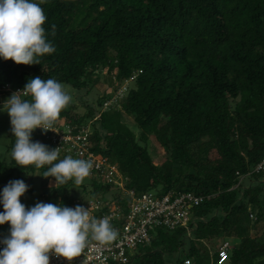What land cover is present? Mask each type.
<instances>
[{
  "label": "trees",
  "instance_id": "16d2710c",
  "mask_svg": "<svg viewBox=\"0 0 264 264\" xmlns=\"http://www.w3.org/2000/svg\"><path fill=\"white\" fill-rule=\"evenodd\" d=\"M33 1L56 51L31 66L0 59V89L23 90L39 76L89 94L105 73L95 107L80 114L71 102L56 124L88 128L91 151L117 166L125 188L203 199L186 227L158 232L128 264H167L164 253L185 245L171 264H217L220 241L231 246L223 264H264V174L254 172L264 155V0ZM151 138L166 154L159 166ZM14 143L12 136L0 160V192L8 180L46 170L17 167ZM39 177L44 200L61 206L78 201L74 187L87 193ZM90 179L93 190L113 188Z\"/></svg>",
  "mask_w": 264,
  "mask_h": 264
},
{
  "label": "clouds",
  "instance_id": "9594fccd",
  "mask_svg": "<svg viewBox=\"0 0 264 264\" xmlns=\"http://www.w3.org/2000/svg\"><path fill=\"white\" fill-rule=\"evenodd\" d=\"M41 3L44 0H40ZM47 17L33 0H0V59L16 65L40 64V58L52 54L43 25ZM55 35V25L52 26ZM67 86L55 79H30L23 90L13 93L4 103L15 138L11 157L19 168H46L41 176L53 178L55 187L69 181L81 185L93 167L89 160L66 156L59 158V148L32 140V133L53 131L60 114L72 102ZM28 186L13 180L0 192V225H9V234L0 244V264H50V254L69 264L81 255L91 241L101 245L118 235L105 216L97 219L81 206L69 208L38 202L26 208L20 198Z\"/></svg>",
  "mask_w": 264,
  "mask_h": 264
},
{
  "label": "built area",
  "instance_id": "2783aa9c",
  "mask_svg": "<svg viewBox=\"0 0 264 264\" xmlns=\"http://www.w3.org/2000/svg\"><path fill=\"white\" fill-rule=\"evenodd\" d=\"M123 90L118 94L121 95ZM18 91L21 89L13 90L8 85L0 89L1 93ZM107 105H104V108ZM53 131L42 133L38 129L40 136L49 141L54 149L59 148V155L91 161L93 167L89 178L93 177L98 183L113 186L108 194L105 189L98 190L92 196L78 200L70 207L75 208L79 205L88 209L90 216L97 219L109 217L111 225L118 233L116 239L108 244L101 245L97 241H91L80 256L73 258L71 264H128L130 258L136 255L139 246L151 243L153 239L151 231L158 228L173 231L186 227L189 210L199 206L203 201L201 197L190 194L157 196L150 192L135 193L134 190L125 188V180L116 165L91 151L88 128L76 130L60 122L55 124ZM254 172L264 174V155ZM3 239L0 237V240ZM2 249L3 244H0V250ZM230 249L228 242H223L219 246L217 264H223L228 259ZM50 264L69 262L50 254ZM184 264H190V261L186 260Z\"/></svg>",
  "mask_w": 264,
  "mask_h": 264
},
{
  "label": "rangeland",
  "instance_id": "374dc122",
  "mask_svg": "<svg viewBox=\"0 0 264 264\" xmlns=\"http://www.w3.org/2000/svg\"><path fill=\"white\" fill-rule=\"evenodd\" d=\"M34 2V1H33ZM107 76L105 73H100L99 78L97 83L94 85V88L89 94H85V91L81 92H75L71 90L67 86V91L68 93L72 96V103L75 104L76 106V112L77 113H84L86 111L85 105H90L92 107H95V101L98 98H101L103 94L107 91L108 88V83H107ZM13 93H1L0 92V160H2L5 155H6V147L9 145L11 142L12 138V132H11V125H10V120L9 117L6 113V104L4 103L8 98ZM63 123V120L61 121ZM40 134L37 130H35L32 133V140L35 141L37 139H40ZM15 141V138H14ZM148 153L153 161V163L156 166H159L165 159H166V154L163 152V150L160 148L158 143L151 138L148 141ZM209 158L212 160L218 159L216 154L214 152H211L209 154ZM39 175L38 172H35L34 174L32 173H23L21 174L20 178L18 180H23L25 184L28 186L27 191L25 194L20 198V202L26 206V208H31L35 206L36 203L38 202H43V203H52V204H58L57 200H44L43 194L46 190V187L41 183L40 177L36 176ZM10 180L6 181L3 188L9 183ZM81 185H85V188L87 193L83 194L81 190H79L77 187H74V198L77 200H83L85 199V195L87 194H93L97 192L96 190H93L91 185V179L89 177L85 178L84 181L82 182ZM2 188V191H3ZM48 188V187H47ZM51 188V186H49ZM111 191V190H110ZM93 192V193H92ZM150 193L157 195L158 196V190H151ZM0 212H3V205L0 204ZM254 217L252 216L251 219ZM162 230V231H161ZM9 225L4 224L0 225V237L5 238L9 234ZM165 230L162 228L155 229L150 232V235L152 236L153 239H155V236L157 235L158 232H164ZM262 232L260 227H258L257 230L251 231L250 234L251 236H256L259 235ZM223 243V241L219 242V246ZM231 245H234L235 241H230ZM147 248V245H141L137 248L136 252L138 253L139 251H144V249ZM186 245L185 247L179 249V251H174V252H165L163 255V259L165 263L171 264L176 261L178 258H182L184 251L186 250Z\"/></svg>",
  "mask_w": 264,
  "mask_h": 264
}]
</instances>
